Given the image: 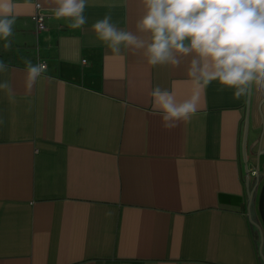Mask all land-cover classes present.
Masks as SVG:
<instances>
[{
  "label": "crops",
  "instance_id": "obj_1",
  "mask_svg": "<svg viewBox=\"0 0 264 264\" xmlns=\"http://www.w3.org/2000/svg\"><path fill=\"white\" fill-rule=\"evenodd\" d=\"M15 2L11 47L0 40L15 94L0 90V264H264V91L195 80L194 53L178 66L112 53L92 25L111 14L147 38L142 0H88L78 29L52 0ZM25 60L48 68L31 88ZM156 86L196 95L197 111L163 128Z\"/></svg>",
  "mask_w": 264,
  "mask_h": 264
},
{
  "label": "clouds",
  "instance_id": "obj_2",
  "mask_svg": "<svg viewBox=\"0 0 264 264\" xmlns=\"http://www.w3.org/2000/svg\"><path fill=\"white\" fill-rule=\"evenodd\" d=\"M57 19L68 18L70 27L82 28L88 0H52ZM145 14L134 35L112 22L111 14L96 21L92 28L97 38L107 44L112 53L121 47L133 53L143 50L150 65L178 66L180 56L195 54L189 76L204 84L218 81L234 89L239 99L251 88L264 91V0H142ZM15 0H0V40L4 48L11 47L13 27L17 19ZM27 86L31 88L48 71L43 62L25 60ZM0 61V72L7 71ZM12 100L14 93L8 81L0 82ZM149 96L152 108L161 116L162 126L173 129L197 111L198 97L193 95L178 101L174 89L156 86Z\"/></svg>",
  "mask_w": 264,
  "mask_h": 264
},
{
  "label": "water",
  "instance_id": "obj_3",
  "mask_svg": "<svg viewBox=\"0 0 264 264\" xmlns=\"http://www.w3.org/2000/svg\"><path fill=\"white\" fill-rule=\"evenodd\" d=\"M248 126H249V118L248 114L245 119V130H244V136H243V143H242V154H243V159L245 162V169L246 171H249L248 164H247V133H248ZM260 210H261V215L263 218V223H264V186L262 188V193L260 197Z\"/></svg>",
  "mask_w": 264,
  "mask_h": 264
},
{
  "label": "built area",
  "instance_id": "obj_4",
  "mask_svg": "<svg viewBox=\"0 0 264 264\" xmlns=\"http://www.w3.org/2000/svg\"><path fill=\"white\" fill-rule=\"evenodd\" d=\"M49 16L50 14L43 8L41 4L36 5L34 19L37 23L38 31H43L48 28Z\"/></svg>",
  "mask_w": 264,
  "mask_h": 264
}]
</instances>
